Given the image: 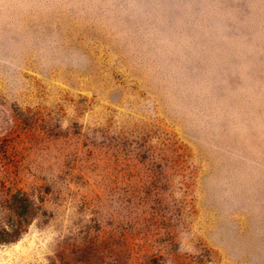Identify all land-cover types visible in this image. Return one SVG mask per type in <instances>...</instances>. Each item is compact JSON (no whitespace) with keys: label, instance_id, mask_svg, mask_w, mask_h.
Returning <instances> with one entry per match:
<instances>
[{"label":"rangeland","instance_id":"1","mask_svg":"<svg viewBox=\"0 0 264 264\" xmlns=\"http://www.w3.org/2000/svg\"><path fill=\"white\" fill-rule=\"evenodd\" d=\"M0 264H264V0H0Z\"/></svg>","mask_w":264,"mask_h":264},{"label":"trees","instance_id":"2","mask_svg":"<svg viewBox=\"0 0 264 264\" xmlns=\"http://www.w3.org/2000/svg\"><path fill=\"white\" fill-rule=\"evenodd\" d=\"M36 209V208H35Z\"/></svg>","mask_w":264,"mask_h":264}]
</instances>
